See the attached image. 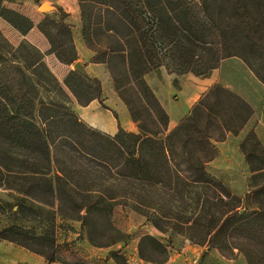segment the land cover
<instances>
[{
	"label": "trees",
	"instance_id": "obj_1",
	"mask_svg": "<svg viewBox=\"0 0 264 264\" xmlns=\"http://www.w3.org/2000/svg\"><path fill=\"white\" fill-rule=\"evenodd\" d=\"M76 1L91 62L107 66L138 130L119 125L109 135L84 124L70 108L69 94L80 105L97 99L105 107L99 80L92 79L90 96L81 102L70 83L87 77L71 70L61 84L43 52L26 41L11 46L0 55V188L14 202L0 200V238L30 250L28 243L37 241L44 248L34 249L51 262L53 240L38 241L19 219L30 221L38 207L106 217L109 205L122 200L172 219L191 239L236 248L248 264H264V148L250 131L262 159L254 166L246 155L252 180L244 197L227 190L206 166L217 154L215 143L248 121L250 105L213 84L169 130L168 115L145 82L162 66L177 76L207 77L224 58L237 57L264 85V0ZM7 10L29 22L21 30L6 19L21 34L32 28L30 19ZM63 30L72 44L70 26L64 23ZM40 31L59 62L76 60L63 57L61 45Z\"/></svg>",
	"mask_w": 264,
	"mask_h": 264
},
{
	"label": "rangeland",
	"instance_id": "obj_2",
	"mask_svg": "<svg viewBox=\"0 0 264 264\" xmlns=\"http://www.w3.org/2000/svg\"><path fill=\"white\" fill-rule=\"evenodd\" d=\"M72 1L76 2L79 6L76 0ZM42 3H47L51 8L40 10L39 6ZM7 9L13 10L30 19L32 28L34 27L36 32L43 34L40 31L42 28L50 33L53 42L55 41V46L56 44L61 45L59 52L63 57L67 59L73 56L76 57V60L71 65L65 64L66 66L63 67L61 74L58 73V78L56 79L61 84H63L64 78L71 70L82 74L73 65L76 62L81 65L86 63H84L83 58H81L82 63L78 60L79 56L77 55L76 48L75 52L72 48L74 47V33H72L71 24L67 23V14L57 0H0V55L7 52L6 50H9L11 46L17 47L24 41L31 44L27 39H22V36L26 32L24 35L21 34L6 19L14 21L15 25L21 30L29 22L17 18ZM64 23L70 26L72 44H69L70 38L64 33ZM75 33L78 34V37L84 44L82 20ZM27 50L31 54L34 53L29 48ZM93 55L92 52L91 58H93ZM161 69H164L168 73L164 66L153 69L152 71L158 73ZM168 74L174 75L172 73ZM180 75L193 77L194 74H178V76ZM84 76L89 81L80 83L79 81L72 80L70 83L81 102H85L90 96L87 93L89 91L88 86L93 85L92 79H94L87 75ZM177 83L175 80L174 85L177 86ZM80 84H82V87L79 86ZM92 89L90 90L91 93H93ZM65 90L67 91L66 88ZM200 97L201 95L194 99L184 116L189 113L194 103ZM174 98H177V95L173 97V100L176 101ZM69 99L71 108L72 102L77 101V99L72 94H69ZM138 125V122H136L135 132L138 130ZM249 132L245 133V136L239 144V149L243 156L242 161L212 162L206 165L207 172L211 176L220 181L231 193L240 197H244V194L251 189V172L249 164L246 162V155L247 158L249 157V160H252L254 166H258L259 159H262V153ZM102 185L105 184L103 183ZM10 195L12 194L0 188V200L10 203L14 202ZM108 208L111 209V212L109 210L106 217L98 216L97 213L95 215L88 214L83 216L85 215L84 210L79 214L72 215V217L55 213L54 210L48 207H38L36 212L30 213L33 216L30 221L24 222L19 219L18 221L25 227L30 236H35L34 238L40 241L41 238L42 240L46 238L53 240L54 259L51 262L46 263L44 257L37 253L35 249L42 247L37 241L28 243L33 250L1 238L0 246L11 245L15 249H20L30 256L43 260L45 264H248L244 256L236 248L229 250L224 247L219 248L216 245L208 244L206 240L197 241L191 239L185 232H180L179 228L173 225L175 223H173L172 219H162L150 211L147 212L138 207L136 208L130 202L124 203L122 200H119L118 202L111 203ZM184 210H187L184 215L189 216L190 209L188 210L187 206H185ZM1 223L2 221H0ZM4 256L5 254L2 253L0 248V264H2ZM16 264L24 263L20 260Z\"/></svg>",
	"mask_w": 264,
	"mask_h": 264
},
{
	"label": "crops",
	"instance_id": "obj_3",
	"mask_svg": "<svg viewBox=\"0 0 264 264\" xmlns=\"http://www.w3.org/2000/svg\"><path fill=\"white\" fill-rule=\"evenodd\" d=\"M67 14V23L71 24L72 33H74V48H76L78 60L83 58L84 63L81 66L84 69L83 75L99 80L101 86L102 107L97 99L89 101L86 105H80L76 100L72 102L71 109L75 111L79 119L101 133L114 135L120 125L124 130L134 132L136 122L129 118L127 107L115 92L112 85V79L105 64L91 62L92 51L84 46L82 40L75 32L80 26L79 6L72 0H57ZM27 39L36 49L44 53L43 62L52 71L55 78L58 73L61 74L65 64L60 63L57 58L50 54L49 42L43 34L29 29L22 39ZM177 81V86L174 81ZM147 86L154 92L160 106L165 109L168 115V129H172L180 122V119L187 113L191 103L205 93L213 84H219L223 88H228L246 103L252 109V114L248 121L237 134L226 135L223 141L216 143V156L210 161L227 162L242 161L243 156L239 149L245 133L252 131L255 133L260 145L264 148V85L248 69L241 58H224L218 67L210 71L209 76L199 77L196 75H169L164 69L160 72L149 71L145 75ZM193 93L192 95H190ZM177 95V98H174ZM116 115V117H115ZM2 253L5 254L2 264H16L23 261L24 264H45L43 260L28 255L25 251L15 249L11 245H1Z\"/></svg>",
	"mask_w": 264,
	"mask_h": 264
},
{
	"label": "water",
	"instance_id": "obj_4",
	"mask_svg": "<svg viewBox=\"0 0 264 264\" xmlns=\"http://www.w3.org/2000/svg\"><path fill=\"white\" fill-rule=\"evenodd\" d=\"M51 7L47 4V3H42L40 6H39V9L40 10H44V9H50ZM77 70L81 71L82 73H84V69L83 67L81 66L80 63L76 62L74 65H73Z\"/></svg>",
	"mask_w": 264,
	"mask_h": 264
}]
</instances>
